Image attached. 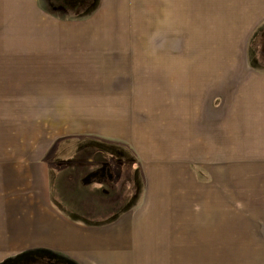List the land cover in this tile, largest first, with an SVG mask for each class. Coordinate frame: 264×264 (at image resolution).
I'll return each instance as SVG.
<instances>
[{"label":"rangeland","instance_id":"obj_1","mask_svg":"<svg viewBox=\"0 0 264 264\" xmlns=\"http://www.w3.org/2000/svg\"><path fill=\"white\" fill-rule=\"evenodd\" d=\"M236 2L0 0V264H264V12Z\"/></svg>","mask_w":264,"mask_h":264},{"label":"crops","instance_id":"obj_2","mask_svg":"<svg viewBox=\"0 0 264 264\" xmlns=\"http://www.w3.org/2000/svg\"><path fill=\"white\" fill-rule=\"evenodd\" d=\"M234 5H242V6H235V7H233V9L234 10H251V11H256V12H258V11H263L264 12V0H260V2H256V1H252L251 2V0H238V2H236V3H234ZM255 15L257 14V13H254ZM264 14V13H263ZM255 15H254V17H255ZM258 16V20H256V22L254 23L253 22V24H254V26L255 25H258V24H262V22H264V15L263 16H261V15H257ZM251 19H253V17H251L250 18V20ZM252 24V25H253ZM251 25V26H252ZM229 75V74H228ZM228 75H226V76H228ZM227 78H229V77H225V79H227ZM250 78L247 80V83H243L242 85L240 84V87L238 88H236L235 90H234V95H236V96H238V97H244V96H247V94L249 95L250 93H249V91H251L252 90V88H249V83H250ZM230 83V82H229ZM257 84H258V82H257ZM246 85L248 86V90L249 91H247V89L246 88H244V87H246ZM239 86V85H238ZM241 92V94H240V96H239V93ZM263 96L261 97V99H263L264 100V94H262ZM259 96H261V95H259ZM234 97V96H233ZM218 114H219V111L217 112ZM235 140H236V142H238V140H237V138H235ZM154 212V211H153ZM153 212H148V211H144V210H141V212H140V214H139V219H143V220H145V219H152V218H157V219H163V220H165V218H176V217H173L172 215H170V214H167L169 211H166V210H162L161 208L159 209V213H158V215L157 214H154ZM155 212H158V211H155ZM174 215V214H173ZM32 223V222H31ZM29 224V223H28ZM43 225H44V223H43ZM42 225V226H43ZM54 225H56V226H58L59 225V223H57V222H54ZM41 226V229H43V227ZM63 227V226H62ZM52 228H54V227H52ZM55 229V228H54ZM122 234L121 235H123L122 237H120V236H116L115 234L113 235L112 234V236H109V235H107L105 238L103 237H101L100 238V240H99V242H96L95 241V243L94 244H98V245H103V246H106V247H109V246H111V247H114L113 249H118V247H121L122 245H126L127 244V242H125V241H128L129 242V240H130V238L132 237V233L128 230H126L125 229V227L123 228L122 227ZM113 232V231H112ZM114 233V232H113ZM117 234V233H116ZM124 236H126V237H124ZM125 238L124 240L122 239V238ZM138 237V236H137ZM89 237H85V239H88ZM85 239H83L82 237H81V242L83 241V242H87ZM85 240V241H84ZM131 241V240H130ZM147 241H149L150 243H151V239H147ZM149 242H147V243H149ZM146 249H149L150 251H152V247L150 246V247H147ZM153 255L152 254H149V256L148 257H152Z\"/></svg>","mask_w":264,"mask_h":264},{"label":"flooded vegetation","instance_id":"obj_3","mask_svg":"<svg viewBox=\"0 0 264 264\" xmlns=\"http://www.w3.org/2000/svg\"><path fill=\"white\" fill-rule=\"evenodd\" d=\"M102 171H105V173H107V168H106V167L103 168V167L101 166L100 169H99L97 172L100 173V172H102ZM97 176H98V175H97ZM98 178H99V177H98ZM109 178H110V176H109Z\"/></svg>","mask_w":264,"mask_h":264}]
</instances>
